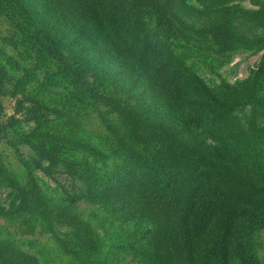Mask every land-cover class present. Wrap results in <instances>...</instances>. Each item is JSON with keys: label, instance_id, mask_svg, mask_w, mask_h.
Here are the masks:
<instances>
[{"label": "rangeland", "instance_id": "rangeland-1", "mask_svg": "<svg viewBox=\"0 0 264 264\" xmlns=\"http://www.w3.org/2000/svg\"><path fill=\"white\" fill-rule=\"evenodd\" d=\"M189 1L202 9L203 19H222L221 15H227L240 25L243 39L249 40L231 45L198 39L187 29L158 24L150 9H145L141 18L155 41L175 56L188 76H197L210 86L238 85L250 80L262 67L255 100L258 103L239 107L235 117L237 128L246 132L242 134L243 143L248 145L250 154L264 163V12L251 15L260 10L264 0ZM20 5L17 9L11 4L0 6V71L22 79L29 94L49 107L45 112L50 120L35 122L19 114V121L7 127L8 138L0 139V239L36 256L41 264H143L141 250L155 223L141 214L127 212L124 201L113 197L111 189L106 196L90 194L69 205V211L89 225L93 247L78 244L68 226L58 224L56 231L51 230L52 209L67 203L65 189L71 191L73 181L57 168L52 167L51 174L39 168L33 162L35 150L31 142L36 144L43 138L61 147V157L92 174L84 185L86 189L95 187L97 179L109 187L130 182L170 189L175 178L156 147L138 141L120 115L87 96L89 91H80L73 84L75 78L62 65L34 48L35 43L27 34L31 20L39 18L43 25L51 23L41 1L20 0ZM49 28L61 40L63 52L97 90L121 95L134 106L145 107L147 114L185 129L179 124L181 116L147 90L135 63L125 62L99 37L78 35L62 22L59 27L50 24ZM2 105L0 116L7 121L15 113V99L3 96ZM193 131V140L205 143L211 153H218L215 148L221 141L217 134L210 135L203 128ZM241 152L244 159L247 155ZM44 165L48 167L49 163L45 161ZM22 187L38 194V198L30 196L34 206H29V200L24 206ZM246 233L247 246L264 264V225H246Z\"/></svg>", "mask_w": 264, "mask_h": 264}, {"label": "trees", "instance_id": "trees-1", "mask_svg": "<svg viewBox=\"0 0 264 264\" xmlns=\"http://www.w3.org/2000/svg\"><path fill=\"white\" fill-rule=\"evenodd\" d=\"M40 1L52 26L59 27L62 22L78 35L99 37L125 62L135 63L147 90L172 112H177L181 116L179 124L185 128L172 127L167 119L147 114L145 107L134 106L121 95L97 90L63 52L61 40L51 33L54 29H48L50 24L43 25L39 18L29 19L32 22L27 34L35 43L34 48L62 65L75 78L73 84H77L80 91H89L87 96L120 115L138 141L156 147L175 178L170 189L130 182L109 187L99 179L94 181L95 187L86 189L84 185L92 174L61 157V147L43 138L36 144L31 142L35 150L33 162L39 168L50 174L57 168L56 171L68 174L73 181L71 191L65 189L67 203L52 209L51 230L56 231L58 224L68 226L78 244L93 247L94 237L89 225L71 213L69 205L90 194L106 196L111 189L113 197L124 201L127 212L141 214L155 223L141 250L143 264H260L247 246L245 227L264 225V163L250 154L248 145L243 143L242 134L246 132L237 128L235 112L258 100L262 67L250 80L238 85L210 86L197 76H188L175 56L155 41L141 17L145 9H150L158 24L179 27L181 31L187 29L198 39L231 45L244 38L240 25L234 24L227 15H221L222 19H203L202 9L189 0ZM5 4L17 9L20 0H0V6ZM262 12L264 4L259 11L250 13L257 16ZM6 95L15 99V113L8 116L7 121L0 116V139L8 138L7 127L19 121V114L35 122L50 120L45 112L49 107L29 94L22 79L0 71V112L4 111L2 97ZM199 128L210 135L217 134L221 141L215 148L218 153H211L205 143L192 139L191 133ZM241 151L247 155L244 159ZM20 191L24 206L28 200L29 206H34L30 196L38 198L36 191L29 192L23 187ZM0 264L41 263L36 256L0 239Z\"/></svg>", "mask_w": 264, "mask_h": 264}]
</instances>
